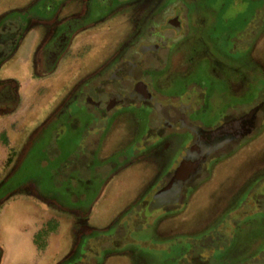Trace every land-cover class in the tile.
Returning a JSON list of instances; mask_svg holds the SVG:
<instances>
[{"label":"rangeland","instance_id":"rangeland-1","mask_svg":"<svg viewBox=\"0 0 264 264\" xmlns=\"http://www.w3.org/2000/svg\"><path fill=\"white\" fill-rule=\"evenodd\" d=\"M174 1L187 19L173 56L181 81L168 95L187 100L201 91L190 116L202 127L219 123L239 101H264V0ZM66 3L89 10L97 2L0 0V18L16 9L49 16ZM170 8L167 16L177 5ZM140 9L80 35L58 74L18 72L20 108L0 123V264H264V110L254 134L212 157L178 204L159 209L151 199L189 139L171 140L162 162L168 145L146 135L143 118L139 125L121 115L102 143L89 121L46 124L65 98L59 89L82 77L85 44L91 58L106 59L129 34L118 27L135 15L138 23ZM97 14L90 25L104 21ZM220 64L225 79L216 73ZM232 85L249 92L236 98Z\"/></svg>","mask_w":264,"mask_h":264},{"label":"flooded vegetation","instance_id":"flooded-vegetation-1","mask_svg":"<svg viewBox=\"0 0 264 264\" xmlns=\"http://www.w3.org/2000/svg\"><path fill=\"white\" fill-rule=\"evenodd\" d=\"M93 1L97 3L90 7L91 10H67L64 8L66 3L60 8H54L53 12V8H50L49 16L33 15L26 9H16L0 18V123H5L6 117L20 108L22 91L17 79L19 71L36 79L58 74L65 69L74 54L75 43L80 35L107 21L121 18L122 14L131 15L137 8H141L138 23L135 15L131 16L127 24L118 27L120 31L123 28L122 31H128L129 34L106 59H101L102 55L91 58L89 44H85L82 54H87L86 60L79 70L82 77L69 89L68 84L59 89L60 94L66 92L65 98L54 107L53 115L46 124L62 128L89 121L91 123L87 126H96L92 128V136L102 143L121 115L132 116L139 125L143 118L146 121V135H155L159 141H165L168 145L166 152H163L162 162L167 156L171 140L189 139L190 146L174 164L176 167L170 180L156 192L150 202L153 204L162 189L178 179L185 170L193 168L207 152L201 171L185 183L178 196L174 197L177 201L169 203L176 205L189 184L204 173L205 165L212 157L223 153L234 142L245 140L259 129V115L264 110V101L253 106L239 101L238 105L226 108L219 123L202 127L191 118L190 112L196 99L201 100L203 93L194 92L189 99L184 100L179 95H168L167 91L172 92L181 81V67L175 68L178 64L173 60V56L181 52V34L184 33L187 19L185 10L179 8L180 2L114 0L118 4H113L110 0ZM143 1L145 4L138 5ZM102 2H107V7ZM173 4L177 5V8H172L175 14L167 16ZM96 13L98 18L103 16L104 21L90 25L91 16L94 18ZM27 44L28 52L21 53L22 46ZM210 59L213 60L212 57ZM256 66L261 69L259 64ZM225 67L220 64L217 69L216 73L221 79L227 78L219 73ZM247 87L239 91L232 85L231 93L239 98L248 94ZM253 111L252 116L247 118ZM154 123L157 124L155 127Z\"/></svg>","mask_w":264,"mask_h":264},{"label":"water","instance_id":"water-1","mask_svg":"<svg viewBox=\"0 0 264 264\" xmlns=\"http://www.w3.org/2000/svg\"><path fill=\"white\" fill-rule=\"evenodd\" d=\"M253 113L254 111L250 115H248L247 118H250ZM206 156H207V152L204 153V156L202 157L201 160L197 161L194 164L193 168L185 170L178 179L174 180L166 188L162 189L155 197V200L153 202L154 207L161 208L166 204H169L171 202L173 203L176 202L177 198L174 197L178 196V193L189 179H191L194 175H196L201 171L202 162L204 161Z\"/></svg>","mask_w":264,"mask_h":264},{"label":"crops","instance_id":"crops-1","mask_svg":"<svg viewBox=\"0 0 264 264\" xmlns=\"http://www.w3.org/2000/svg\"><path fill=\"white\" fill-rule=\"evenodd\" d=\"M40 233H43V231H41ZM46 252V251H45Z\"/></svg>","mask_w":264,"mask_h":264}]
</instances>
